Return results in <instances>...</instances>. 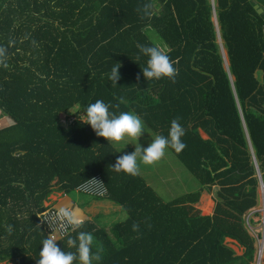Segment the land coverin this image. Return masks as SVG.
Segmentation results:
<instances>
[{
  "label": "trees",
  "instance_id": "16d2710c",
  "mask_svg": "<svg viewBox=\"0 0 264 264\" xmlns=\"http://www.w3.org/2000/svg\"><path fill=\"white\" fill-rule=\"evenodd\" d=\"M140 45L169 55L174 82L144 81ZM0 49V263L36 264L48 236L39 215L60 192L108 198L126 214L109 234L85 221L57 242L75 251L68 237L92 233V264H256L264 0H0ZM98 99L139 115L154 137L178 119L186 147L169 151L198 190L165 200L139 174L114 172L122 152L71 113ZM93 178L105 196L78 192ZM203 191L211 215L195 207Z\"/></svg>",
  "mask_w": 264,
  "mask_h": 264
},
{
  "label": "clouds",
  "instance_id": "9594fccd",
  "mask_svg": "<svg viewBox=\"0 0 264 264\" xmlns=\"http://www.w3.org/2000/svg\"><path fill=\"white\" fill-rule=\"evenodd\" d=\"M0 51H3L0 49ZM147 57L145 66L141 68V74L144 81L160 80L162 78L171 79L173 82L176 77V69L169 55L161 48L153 45H140L138 58ZM121 65L117 62L111 67L108 74V80L111 84L117 86V81L121 79ZM139 79V76L137 77ZM111 103L104 100H96L83 108V111H73L78 121L89 125L97 137H103L111 145L119 149L125 145H134L132 152H125L116 157L115 163L111 165L114 172L136 176L139 174L140 165H152L160 160L169 149L180 153L186 144L182 140L185 135V129L178 119L170 122L168 135H157L151 138L147 147H144L139 141L147 133L143 120L134 112L122 111L117 114L110 111ZM118 107V105H116ZM94 179V178H93ZM89 190V186H82ZM60 215L66 219L67 224L74 229L81 227L83 220L78 218L73 212L61 209ZM57 237L51 232L42 240L39 251V258L36 264H73L79 261V264H92V260L99 261L100 255L92 253L94 237L90 232L80 231L76 237L69 236L67 245L74 248L75 251H65L63 247L57 244Z\"/></svg>",
  "mask_w": 264,
  "mask_h": 264
},
{
  "label": "crops",
  "instance_id": "0c3cea01",
  "mask_svg": "<svg viewBox=\"0 0 264 264\" xmlns=\"http://www.w3.org/2000/svg\"><path fill=\"white\" fill-rule=\"evenodd\" d=\"M200 133L202 136V131ZM142 172L143 171L140 169L139 175L143 178ZM157 176H159V174ZM145 183L154 188L153 184L150 181L147 182L145 180ZM198 202L200 208L197 209L202 215H211L213 213L215 204L213 195L211 193L203 191ZM44 205L46 207L51 206L57 209H63L73 212L78 218H81L83 222H91L96 227V229H102L108 234L111 232L112 228L115 225L120 224L126 220V214L122 210V208L113 203L108 198H95L86 195L81 196L77 193H74V195L67 197L63 196L60 192H54L49 196ZM260 205L261 199L257 210L260 208ZM226 242L232 245V248L234 250L237 248L242 252V249L238 247L235 241L227 239ZM0 264H13V262L4 261Z\"/></svg>",
  "mask_w": 264,
  "mask_h": 264
},
{
  "label": "rangeland",
  "instance_id": "374dc122",
  "mask_svg": "<svg viewBox=\"0 0 264 264\" xmlns=\"http://www.w3.org/2000/svg\"><path fill=\"white\" fill-rule=\"evenodd\" d=\"M8 124L9 123L7 120L0 119V127L6 126ZM145 130L147 133H144L139 142L144 147H147V144L150 143L151 138H154V135L147 128V126H145ZM202 137L207 138L203 132ZM121 144L123 146L119 150L122 152V154L125 152H132L134 150V145H125L123 141H121ZM140 169L143 171L142 175L144 180L147 182L150 181L157 190L158 194L165 200H170L172 198L179 197L189 192H196L198 190L199 185L197 181L188 173V171L169 150H167L165 155L154 164L148 166L141 164ZM158 174L159 176H157ZM80 195L85 196L84 194ZM195 207L198 209L200 208L199 202L195 204ZM262 207L263 202L261 201L260 208ZM235 251L238 255L242 254V252L237 248ZM262 261H264V257Z\"/></svg>",
  "mask_w": 264,
  "mask_h": 264
},
{
  "label": "built area",
  "instance_id": "2783aa9c",
  "mask_svg": "<svg viewBox=\"0 0 264 264\" xmlns=\"http://www.w3.org/2000/svg\"><path fill=\"white\" fill-rule=\"evenodd\" d=\"M89 186V190H85L82 186ZM78 192L86 193L91 196L102 197L106 195V190L103 187V184L98 179L89 180L83 184H81L77 188ZM263 207L259 208L258 211L262 213V220L260 224L261 236L255 237L257 239V259L256 264H263V250H264V197H262ZM61 209H56L54 207L49 208L42 212L39 215L40 224L46 226L45 232L47 235L51 232V234L55 235L58 240H62L66 238L74 228L67 224L66 219L62 218L60 215ZM67 211V210H66ZM57 240V241H58ZM263 262V263H262Z\"/></svg>",
  "mask_w": 264,
  "mask_h": 264
},
{
  "label": "water",
  "instance_id": "95a60500",
  "mask_svg": "<svg viewBox=\"0 0 264 264\" xmlns=\"http://www.w3.org/2000/svg\"><path fill=\"white\" fill-rule=\"evenodd\" d=\"M254 9H256L259 14L262 12V9H259L257 5L254 6Z\"/></svg>",
  "mask_w": 264,
  "mask_h": 264
},
{
  "label": "bare ground",
  "instance_id": "6f19581e",
  "mask_svg": "<svg viewBox=\"0 0 264 264\" xmlns=\"http://www.w3.org/2000/svg\"><path fill=\"white\" fill-rule=\"evenodd\" d=\"M205 209V208H204ZM264 255V254H263Z\"/></svg>",
  "mask_w": 264,
  "mask_h": 264
}]
</instances>
